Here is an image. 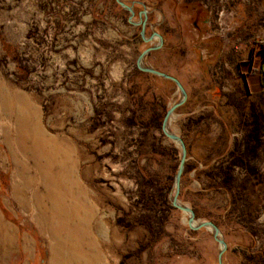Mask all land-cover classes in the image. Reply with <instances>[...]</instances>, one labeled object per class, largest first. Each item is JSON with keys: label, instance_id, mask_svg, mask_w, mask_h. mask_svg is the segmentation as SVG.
Segmentation results:
<instances>
[{"label": "rangeland", "instance_id": "rangeland-1", "mask_svg": "<svg viewBox=\"0 0 264 264\" xmlns=\"http://www.w3.org/2000/svg\"><path fill=\"white\" fill-rule=\"evenodd\" d=\"M121 1L136 3L133 23L116 0H0V219L13 238L0 245V264L49 261L33 205L43 189L24 139L45 169L55 157L48 170L63 179L57 189L77 202L85 193L108 264H219L212 231L191 230L171 205L181 149L160 124L182 97L174 83L137 73L139 55L159 43L141 38L139 3L146 38L163 37L145 66L178 78L187 93L169 122L187 148L179 201L198 222L218 225L222 264H256L264 250V0ZM225 172L232 193L221 185Z\"/></svg>", "mask_w": 264, "mask_h": 264}, {"label": "bare ground", "instance_id": "bare-ground-1", "mask_svg": "<svg viewBox=\"0 0 264 264\" xmlns=\"http://www.w3.org/2000/svg\"><path fill=\"white\" fill-rule=\"evenodd\" d=\"M3 105H4L3 107L5 109H7V110L9 109V106L5 105V102H3ZM20 105H17L16 107H14V112L16 113L15 116H17V118H18V121H17L18 127L16 126L17 127L16 129L18 130V132L23 134L22 136H25L26 131L29 129H24V127L20 121V119H21L20 117H24V115H26L25 111L23 110V108ZM25 120H26V118H25ZM31 125H32V123H31ZM35 128H36V126H35ZM41 137H43V136L41 135ZM40 141H38V142H40ZM46 143H47V141H46ZM43 144H42V146H43ZM19 145L22 149V153H24L25 156H27V154H29V156H31V158L35 162V164H36L35 167H37L38 176L41 180L39 182L42 186L43 191H38L36 193V195L34 196L33 205L36 208V210H38L37 218H38V221L40 222L39 227H40L41 231L44 234H46L48 239L50 240V247H49L50 253H49L48 264H108L106 262V259L104 256L102 244L100 243V237L102 236L101 235V233H102L101 228L98 224H95L94 228L96 231L92 232L93 229H91L92 228L91 227V222H92L91 219H92V216L94 215V213H93L92 209L89 208L88 205H86L85 193H83V196H82L83 199L81 198V200H79L80 202L76 201V199H78V198H76V196L72 200L70 198H68L67 197L68 193L66 191L63 193L61 190L57 189V188H59V186H61L63 184V179L59 175H58V177L55 175H52L51 174L52 171L49 172V170H51L53 168L52 166H55V165H53V163L56 164L53 161V159L55 157H52L53 159L49 160L50 164H49L48 168L45 169L44 168L45 166H43V164L40 161V159L44 155H40V157L41 156L42 157L39 158V155L36 153L34 148L26 147L25 139L20 141ZM67 147H70V146H67ZM50 148H52V147H50ZM66 155H67V153H66ZM52 156H54V155H52ZM14 163L18 167L21 165V164L19 165V161H17V159L15 157H14ZM20 167H22L21 170H20V168H18L20 172H24V170L27 169L26 168L27 165L26 166L21 165ZM68 174H69V172H68ZM21 178L23 179L24 177H21ZM31 184H32V179L24 180V183L22 184V186L24 188L25 187L27 188ZM61 188L62 187H60V189ZM22 192H23L22 190L15 189L14 190V193H15L14 196H17V195H19V193H22ZM69 193H70V191H69ZM8 229H9L8 226L5 225L0 219V245L1 246L4 245L5 243H7L11 247V245L13 243V238L9 234L10 232ZM94 233L96 234V236L93 235ZM29 246H30V242H29V240H26L25 245H24V249L27 251ZM5 252H7V251H5ZM0 259L2 260V256L0 257Z\"/></svg>", "mask_w": 264, "mask_h": 264}, {"label": "water", "instance_id": "water-1", "mask_svg": "<svg viewBox=\"0 0 264 264\" xmlns=\"http://www.w3.org/2000/svg\"><path fill=\"white\" fill-rule=\"evenodd\" d=\"M116 2L119 4L120 7H122V9H125L126 11H128L130 13L129 21L131 23H133L132 20L135 17V12L133 10V7L136 3L133 2L129 6L126 3L122 2L121 0H116ZM139 4L142 5L144 8V10L139 13V19H140L139 23H136L137 25L141 26V38L146 43H150L155 39L159 40V43H158V45L149 47L148 49H146L145 51H143L139 55L137 62H136V67L142 73L151 74V75L157 76L159 78H162V79H165V80H168V81L174 83L176 85V87L178 88V90L180 91L181 97H182L180 102L173 105L166 112L164 119L162 121V125H161V132L163 133V135L166 138H168L169 140H171L172 142L179 145V147L181 149L180 164H179L178 170H177L176 175H175L174 195H173L172 200H171V205L175 209L180 210L189 216L188 226L191 230L198 231L201 229H208V230L212 231V234H213L215 241L221 247L220 252H219V256H218V261H219V264H222V257H223V254L225 253L226 249H227V244L225 243L224 239L222 238L220 229L217 227V225H215L211 221L198 222L196 219L195 212L190 207L182 205L179 201V195H180V189H181V178H182V175H183V172L185 169V163H186V157H187V148H186L184 141L179 136H177L174 133H172L171 131H169V122H170V119L173 116L174 112L186 102L187 93H186L183 85L180 83V81L177 78H175L171 75L162 73L160 71H157L151 67L145 66L144 61L150 55V53L161 49V47L163 46V37L160 34L153 32L149 38H146L145 32H146V25H147V22H146L147 21V11L145 10V6L142 3H139Z\"/></svg>", "mask_w": 264, "mask_h": 264}, {"label": "trees", "instance_id": "trees-1", "mask_svg": "<svg viewBox=\"0 0 264 264\" xmlns=\"http://www.w3.org/2000/svg\"><path fill=\"white\" fill-rule=\"evenodd\" d=\"M140 71L137 69V73H139ZM140 73H142V72H140ZM141 75H144V76H149V74H146V73H142ZM168 110L167 109H163V113H162V121H163V119H164V116H165V114H166V112H167ZM160 119V118H159ZM158 119V120H159ZM162 121H161V124H160V130H161V125H162ZM240 166V164L238 163V162H234V163H232V165H229V167H228V169H227V171L230 173V169H232V168H234V167H236V166ZM234 182V179H233V177L232 176H230L228 173H226L225 172V174H223V177H222V187H223V189H225V190H227L228 192H230V193H232V183ZM235 189H236V191H234V193H235V195L236 194H238L239 195V193H242L243 191H244V188H243V185H241V186H236L235 187ZM216 224V223H215ZM217 225V224H216ZM149 226V230H151V227H150V225H148ZM218 226V225H217ZM151 232H153V231H151ZM254 262H255V257H254Z\"/></svg>", "mask_w": 264, "mask_h": 264}, {"label": "flooded vegetation", "instance_id": "flooded-vegetation-1", "mask_svg": "<svg viewBox=\"0 0 264 264\" xmlns=\"http://www.w3.org/2000/svg\"><path fill=\"white\" fill-rule=\"evenodd\" d=\"M256 142L258 144V147L260 148L262 144V136H261L260 130H259L257 138L255 139V143ZM255 262L256 264H264V250H262L261 248L256 252Z\"/></svg>", "mask_w": 264, "mask_h": 264}, {"label": "crops", "instance_id": "crops-1", "mask_svg": "<svg viewBox=\"0 0 264 264\" xmlns=\"http://www.w3.org/2000/svg\"><path fill=\"white\" fill-rule=\"evenodd\" d=\"M178 79V78H177ZM179 80V79H178ZM182 84V83H181Z\"/></svg>", "mask_w": 264, "mask_h": 264}]
</instances>
